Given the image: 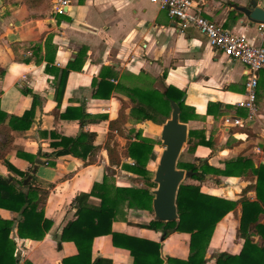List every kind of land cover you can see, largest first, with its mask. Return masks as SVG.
I'll return each instance as SVG.
<instances>
[{"label":"crops","instance_id":"crops-1","mask_svg":"<svg viewBox=\"0 0 264 264\" xmlns=\"http://www.w3.org/2000/svg\"><path fill=\"white\" fill-rule=\"evenodd\" d=\"M196 1L203 17L245 35L254 44L263 45L264 29L249 24L244 15L235 10L248 0ZM256 2L257 7L264 10V0ZM231 3L236 5L231 6ZM65 10L64 14H56L52 0L37 12L28 10L19 0H0V111L7 116L3 127H7L9 117H19L27 110L32 119L28 130L10 131L13 139L10 145L0 133V146H7L3 151L5 160L17 171L28 172L30 163L17 154L31 155L37 157L36 160H40V155L51 154L55 149L50 144L56 139L51 138L50 133L72 139L83 132L93 133L92 145L98 148L92 165H84L82 160L71 155L52 160L53 166L40 160L42 164L37 166L30 183L48 192L43 212L51 221V228L43 240H25V244L17 248L18 264H61L63 258L77 253L71 242L59 243L58 249L55 236L73 219L72 200L89 194L93 184L102 180L103 171L109 167L105 141L109 122L118 117L122 102L128 105L125 126L129 130L140 126L130 124L133 104L126 89L148 87L163 91L170 88L184 94L185 105L195 114L193 120L185 123L188 132L201 131L213 144L212 150L198 146L193 157L200 149L205 156L195 159L207 161L218 169H223L224 160L238 156L250 158L255 167L264 164L261 150L264 93L257 98L256 118L248 127L228 130L222 127L226 117L244 119L246 116V111L236 105L244 96L245 76L241 63L212 49L195 28L181 27L176 19H170L149 0H70ZM48 61L50 72L45 71ZM65 69L68 75L64 90L59 94L55 91L59 72ZM261 73L260 84L264 78ZM101 78L113 89L109 96L108 90L102 89V96L97 98L93 95L94 86ZM21 88L29 89L33 96L24 95ZM197 103L205 105L197 109ZM78 112L84 114L82 126ZM242 128L248 129L251 135L242 133ZM142 131L150 132V129ZM115 140L121 150L125 140L120 137ZM126 174L121 184L115 180L116 186H130L131 174ZM0 176L20 178L8 171L2 161ZM212 179L222 182L216 186L208 176L200 183L202 192L230 201L239 200L243 189L256 181L254 176ZM246 197L255 200L252 188ZM87 203L95 206L99 200L90 197ZM241 211V205H237L216 224L203 264H216L215 258L221 253L236 255L240 252L243 240L237 237V229ZM0 216L17 217L1 209ZM152 221H155L153 213L126 209L112 223L111 230L160 245L158 254L153 250L150 259L141 263L161 259L165 264L167 258L186 261L189 235L176 232L163 239L161 231L147 228ZM259 222L264 224V215ZM253 241L262 244L258 236H254ZM92 251L93 258H102L109 262L107 264H133L130 252L114 247L109 236L95 238Z\"/></svg>","mask_w":264,"mask_h":264},{"label":"trees","instance_id":"trees-1","mask_svg":"<svg viewBox=\"0 0 264 264\" xmlns=\"http://www.w3.org/2000/svg\"><path fill=\"white\" fill-rule=\"evenodd\" d=\"M48 1L20 0L28 10L35 12L43 10ZM230 5L235 6L236 4L231 3ZM48 63L49 61L45 66L46 72L51 71ZM59 73L55 91L61 94L64 90L68 70H62ZM94 84L95 80L92 81V85ZM95 87L96 90L93 95L97 98L102 96L100 93L102 89L108 90L107 96L113 89V86L105 83L102 78ZM21 92L24 95L33 96L29 89L21 88ZM263 93L264 78L262 84L258 83L257 98L261 97ZM126 95L133 104L132 113L135 115L143 114L145 121L162 126L170 118V102H179L184 94L170 88H165L163 91H146L132 88L126 89ZM58 106L59 101H57ZM127 108L128 105L122 102L118 117L109 122L105 150L110 168L120 169L136 177L143 178L145 187H118L113 181H109L110 177L105 169L102 180L93 184L89 194H82L72 200L73 219L67 221L60 229L59 235L55 236L57 243L71 242L77 251L74 256L63 258L61 264L109 263L102 258H93V240L102 236H109L114 247L128 250L133 259V264H145L140 261L150 259L149 256L153 250L157 254L159 253V244L117 234L111 230L112 223L126 209L153 212L152 189L156 186L153 183V177H151L152 173L147 169V164L153 153L155 142L142 137L141 131L138 130H131L129 136L126 135L124 125L127 123V115L125 114ZM179 108V122L187 123V121L195 118L194 111L185 105V101L180 102ZM79 113L77 116L82 126L84 114ZM152 113L157 116L154 117ZM207 114H211L209 110H207ZM61 117L67 116L61 115ZM6 118V114L0 111V133L5 136V143L10 145L13 140L9 134L10 131L28 130L32 119L30 111L27 110L19 117H9L7 127H3ZM240 131L251 135L246 128H242ZM50 136L56 139L55 142L50 144L55 150L51 154L40 155L38 159L42 160L43 163L47 162L53 166L52 160L66 155L82 160L84 165L94 163L93 157L98 148L92 145L95 139L93 133L83 132L74 139L54 133H50ZM115 137L125 140V145L121 150L118 148V143L114 141ZM198 146L213 149L211 140L207 139L203 132L190 130L187 135L188 152L193 153ZM6 147L5 144L0 146V161L8 171L20 178L19 180L12 178L8 182L7 178L0 176V209L17 215L12 219L0 216V264H18L16 251L19 245L24 244L25 240H43L51 228V221L44 217L43 212L48 192L33 186V182L27 186L23 185V180L30 174L37 157L17 154L31 165L28 172L21 173L5 160L4 149ZM261 150L264 153V141L261 144ZM222 164L223 169H218L210 166L207 161L198 160L197 163L177 161V168L193 172L194 174L189 179L198 183L204 182L208 176L211 179L218 176L228 178L254 176L256 181L253 186H247L243 189L242 197L237 201H230L204 193L200 185L193 183L180 184L175 199L176 220L170 222L152 221L147 227L148 229L161 231L163 239L176 232L189 235L187 260L179 261L167 258L165 264H203L216 224L233 211L237 205H241L242 210L237 229V237L243 240L241 250L236 255L227 253L217 255L215 258L216 264H264V224L259 222L260 217L264 215V164L255 167L254 162L244 156L226 159ZM114 175L113 173L111 176L114 178ZM251 188L255 192L254 201H250L246 197V193ZM90 197L98 199L99 204L89 205L87 200ZM254 236H258L262 240L261 245L254 243ZM149 264H162V260L156 259Z\"/></svg>","mask_w":264,"mask_h":264},{"label":"built area","instance_id":"built-area-1","mask_svg":"<svg viewBox=\"0 0 264 264\" xmlns=\"http://www.w3.org/2000/svg\"><path fill=\"white\" fill-rule=\"evenodd\" d=\"M164 10L170 19H176L181 27L195 28L212 49L244 66V96L236 105L246 111L244 119L226 117L223 128L248 127L257 114L258 78L264 72V47L254 44L245 35L223 28L220 24L202 16L196 0H149ZM70 0H52L53 11L64 14ZM25 244V243H24ZM23 246V244H20ZM19 245V246H20Z\"/></svg>","mask_w":264,"mask_h":264},{"label":"water","instance_id":"water-1","mask_svg":"<svg viewBox=\"0 0 264 264\" xmlns=\"http://www.w3.org/2000/svg\"><path fill=\"white\" fill-rule=\"evenodd\" d=\"M235 10L243 14L249 24H256L264 29V10L257 7L256 0H248L244 6H236ZM184 99L185 97L182 96L179 102H170V118L161 126L160 140L163 151L153 178L157 188L152 191V210L155 221L170 222L176 220L175 199L178 187L184 180L191 178L194 174L191 171L177 168V160L181 150L187 144V125L179 122V104ZM41 164L40 160H36L30 174L23 180L24 186L30 184L37 166ZM7 181L10 182L11 178L8 177ZM57 247L59 249V243Z\"/></svg>","mask_w":264,"mask_h":264},{"label":"rangeland","instance_id":"rangeland-1","mask_svg":"<svg viewBox=\"0 0 264 264\" xmlns=\"http://www.w3.org/2000/svg\"><path fill=\"white\" fill-rule=\"evenodd\" d=\"M4 1V0H3ZM10 1V0H9ZM19 2H20V0H19ZM49 2V1H48ZM48 2L46 3V4H48ZM21 3V2H20ZM144 90H146V91H152V90H154V89H152V88H148V87H146V88H143ZM259 102V101H258ZM258 102H257V105H258ZM205 104H203V103H197V104H195V107L197 108V109H199V108H203V106H204ZM239 114H241V113H239ZM137 115V116H136ZM134 114L133 113V115L132 114H130V117L132 118L131 120H130V124H134V126L135 125H140L139 127H133L131 130H138V131H141V134H142V137H144V138H147V139H150V140H153L154 142H155V145H154V147H153V153H152V155H151V157H150V159H149V162H148V164H147V169L152 173V176L151 177H153L154 178V172H155V169H156V167H157V165H158V161H159V158H160V155H161V153H162V151H163V146H162V142H161V140H160V133H161V125H158L157 123H152V122H147V121H145L144 119H143V114ZM152 115L154 116V117H156L157 115L155 114V113H152ZM158 121V120H157ZM146 123H148L150 126L149 127H147V126H145V125H147ZM152 124V125H151ZM124 128L127 130L126 131V135L127 136H129L128 134H130L129 132L131 131V130H129L128 129V127L127 126H125L124 125ZM148 129H150V132H143L142 130H148ZM129 131V132H128ZM128 132V133H127ZM114 141H116L115 140V138H114ZM119 145V144H118ZM218 145V143H216V146ZM193 154L194 153H190V152H188V147H187V144H185L184 146H183V148H182V150H181V153H180V156H179V158H178V160L177 161H179V162H194V163H197L198 162V159H195L194 157H196V158H201V157H203V156H205V152L202 150V149H200L195 155H194V157H193ZM107 174H108V176L110 177L109 178V181L111 182V181H113V182H115V180L117 179V180H119V183L121 182V180H124V178L125 177H127V174H126V172L125 171H122V170H120V169H117V170H115V169H112V168H110V167H107ZM115 174L114 176H115V178H113V176H111L112 174ZM130 182H129V184H130V186H136V187H145V184H144V180H143V178H139V177H136V176H134V175H130ZM213 178V177H212ZM211 180H213V179H211ZM221 183L222 181L220 180V179H217V180H213V182H212V184H214V185H218V183ZM154 183V182H153ZM184 183H194L195 185H200V183H198V182H196V181H193V180H191V179H186V180H184L183 181V184ZM121 184V183H120ZM155 184V183H154ZM155 188L154 189H152V190H155L156 188H157V185L155 184ZM203 186V185H202ZM200 188H201V186H200ZM218 194L219 195H224L223 193H221V192H218ZM153 213V212H152ZM16 253H17V251H16Z\"/></svg>","mask_w":264,"mask_h":264}]
</instances>
